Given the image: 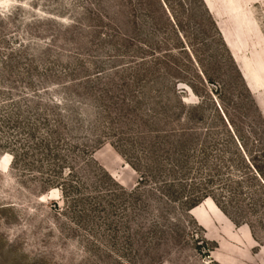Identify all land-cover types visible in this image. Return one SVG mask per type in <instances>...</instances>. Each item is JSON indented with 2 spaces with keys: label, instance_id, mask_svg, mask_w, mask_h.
Segmentation results:
<instances>
[{
  "label": "rangeland",
  "instance_id": "obj_1",
  "mask_svg": "<svg viewBox=\"0 0 264 264\" xmlns=\"http://www.w3.org/2000/svg\"><path fill=\"white\" fill-rule=\"evenodd\" d=\"M206 1L0 0V264H264V0Z\"/></svg>",
  "mask_w": 264,
  "mask_h": 264
},
{
  "label": "crops",
  "instance_id": "obj_2",
  "mask_svg": "<svg viewBox=\"0 0 264 264\" xmlns=\"http://www.w3.org/2000/svg\"><path fill=\"white\" fill-rule=\"evenodd\" d=\"M206 1V0H205ZM207 3L210 2V0L206 1ZM214 13V12H213ZM229 45V44H227ZM230 47V46H229ZM244 74H245V80L249 83V86L252 90H255L254 88V84L251 82V78H250V73L247 70H243ZM251 82V83H250Z\"/></svg>",
  "mask_w": 264,
  "mask_h": 264
},
{
  "label": "trees",
  "instance_id": "obj_3",
  "mask_svg": "<svg viewBox=\"0 0 264 264\" xmlns=\"http://www.w3.org/2000/svg\"><path fill=\"white\" fill-rule=\"evenodd\" d=\"M204 1V0H203ZM205 3V2H204ZM206 4V3H205ZM258 174H259V176H260V178L262 179L263 178V174H262V172L260 171V169H259V171H258ZM262 182H263V184H264V178L262 179ZM196 207H198V205L197 204H195V207H193V210H195L196 209ZM193 210H192V212H193ZM192 216H193V214H192ZM194 217V216H193ZM195 218V217H194ZM196 219V218H195ZM197 221V220H196ZM198 222V221H197Z\"/></svg>",
  "mask_w": 264,
  "mask_h": 264
},
{
  "label": "bare ground",
  "instance_id": "obj_4",
  "mask_svg": "<svg viewBox=\"0 0 264 264\" xmlns=\"http://www.w3.org/2000/svg\"><path fill=\"white\" fill-rule=\"evenodd\" d=\"M206 202H208V203H210L211 204V200H207ZM215 206V205H214ZM216 207V206H215ZM200 209V207H197L195 210H199ZM216 209H217V207H216ZM195 210H193V211H195ZM218 211H219V209H217ZM220 212V211H219ZM192 214H193V212H192ZM195 217V216H194ZM196 218V217H195ZM203 222H204V220H203Z\"/></svg>",
  "mask_w": 264,
  "mask_h": 264
}]
</instances>
